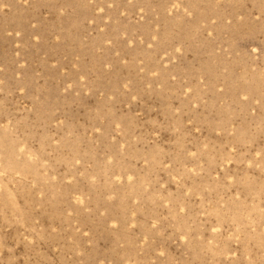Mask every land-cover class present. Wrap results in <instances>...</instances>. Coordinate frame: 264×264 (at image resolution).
<instances>
[{"label":"rangeland","instance_id":"1","mask_svg":"<svg viewBox=\"0 0 264 264\" xmlns=\"http://www.w3.org/2000/svg\"><path fill=\"white\" fill-rule=\"evenodd\" d=\"M0 264H264V0H0Z\"/></svg>","mask_w":264,"mask_h":264}]
</instances>
